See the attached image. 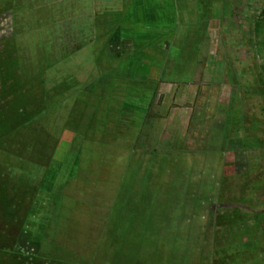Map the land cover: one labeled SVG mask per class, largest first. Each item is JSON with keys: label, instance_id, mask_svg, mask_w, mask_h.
<instances>
[{"label": "rangeland", "instance_id": "1", "mask_svg": "<svg viewBox=\"0 0 264 264\" xmlns=\"http://www.w3.org/2000/svg\"><path fill=\"white\" fill-rule=\"evenodd\" d=\"M156 3L152 26L110 41L94 16L58 31L33 4L0 15V91L13 48L32 66L42 47L71 38L43 74L46 88L72 84L48 118L60 130L52 159L13 164L38 187L24 249L44 234L90 264H198L210 220L264 211V0Z\"/></svg>", "mask_w": 264, "mask_h": 264}, {"label": "trees", "instance_id": "2", "mask_svg": "<svg viewBox=\"0 0 264 264\" xmlns=\"http://www.w3.org/2000/svg\"><path fill=\"white\" fill-rule=\"evenodd\" d=\"M22 9V0H0V15L8 11L21 12ZM66 37L58 46L53 45L57 50L56 47H42L37 54V63L32 66L28 65L31 59L26 60L27 71L32 70V75H25L26 62L19 60V52L15 48L3 68L11 83L0 91V101L6 100L0 105V264H27L28 259L29 264H40L42 260L91 263L86 256L79 255L67 245L48 240L44 234L36 250L24 249L21 239L24 224L38 187L12 172L17 160H31L48 166L52 159L60 130L48 118L56 113L58 103L66 96H63L64 91L72 84L63 81L46 88L43 74L49 66L69 55L65 48L70 45L71 38L69 34ZM38 55L41 56V64ZM146 116L161 117L149 111ZM29 151L33 152V158H27ZM247 215H252L250 229H244L249 220ZM263 215L264 211L250 213L233 208L217 222L210 220L205 228L198 264H203L206 259H209L208 264H264Z\"/></svg>", "mask_w": 264, "mask_h": 264}, {"label": "crops", "instance_id": "3", "mask_svg": "<svg viewBox=\"0 0 264 264\" xmlns=\"http://www.w3.org/2000/svg\"><path fill=\"white\" fill-rule=\"evenodd\" d=\"M23 4H33L35 10L39 12L41 9L46 8L45 13L50 16L53 25L57 23L56 30L58 31L64 23H67L66 30H69L70 23L75 21L74 17L77 15L94 16V24L97 28H101V37L107 39V41L121 36L135 37L134 32L145 23H149V26L154 23L153 21L150 22L151 18L146 17L150 10L154 15L164 12V9L156 5V0H26ZM91 7H97V9ZM38 15L41 14L38 13ZM61 35L58 33L55 36L61 37ZM133 64L130 65L129 69L128 67L126 69L135 74V71H138L135 63ZM154 75L149 73L148 77L141 79L146 82L139 83L143 86H149V80H153ZM161 117L165 116L161 115Z\"/></svg>", "mask_w": 264, "mask_h": 264}]
</instances>
